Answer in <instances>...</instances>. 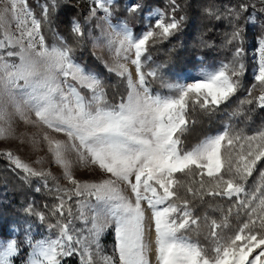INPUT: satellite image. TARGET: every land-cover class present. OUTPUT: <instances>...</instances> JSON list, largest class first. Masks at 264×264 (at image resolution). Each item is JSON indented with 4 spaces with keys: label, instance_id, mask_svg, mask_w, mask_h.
<instances>
[{
    "label": "snow or ice",
    "instance_id": "6c2138e0",
    "mask_svg": "<svg viewBox=\"0 0 264 264\" xmlns=\"http://www.w3.org/2000/svg\"><path fill=\"white\" fill-rule=\"evenodd\" d=\"M92 2L95 6L88 19L102 11L100 19L107 29L97 25L100 36H87L94 48L104 47L112 54V63L105 61L104 66L126 86L118 103L109 102L101 75L77 62L72 44L62 36H58L60 44H46L42 25L53 24L48 4L42 5L37 18L27 0H0V139L13 134L17 117L63 133L67 140L45 133L43 141L72 185L49 187L51 173L34 169L11 151L0 153L24 179L44 178V186L57 201L49 208L56 218L49 229L58 228L57 237L34 240L28 237L29 226L25 236L31 252L25 264H62L73 255L80 257V264H96L97 257L103 264H114L112 257L101 254L99 243L109 227L115 233L119 264H264V171L254 187L247 186L258 163L264 161V130L242 135L228 126L190 147H185L184 140L195 124L192 114L197 109L211 115L242 87L246 29L239 23L240 16L258 5L264 13V0L242 2L239 11L206 7L205 12L215 19L229 18L231 31L225 34L223 47L231 46V58L214 69L202 67L198 78L173 73L175 82L164 74L166 64L145 69L151 60L150 47L182 30L186 16H176L177 0H170L168 13L155 10L154 23L149 16L139 34L126 22L111 23L113 0ZM143 7L139 0H129L127 11L137 13ZM51 8L55 9V0ZM248 19H253L251 13ZM71 31L79 38L77 43L86 38V29L77 20L71 21ZM255 51L256 83L241 104L264 109V36L258 38ZM129 63L135 67V79ZM152 81H159L167 94L154 92ZM257 89L259 95L254 96ZM76 165L98 169L103 176L82 182L73 175ZM73 196L84 198L76 200L75 211L68 204ZM189 196L200 201L209 196L235 198L236 214L243 210L247 219L231 234L224 232L231 208L222 222L211 220L209 252L188 235L198 231L201 221L190 207ZM25 211L42 223L46 219L44 212L31 205ZM73 218L84 223L87 235L74 228ZM16 231L13 238L0 240V264H15L21 254L24 241H18ZM152 233L154 238H149Z\"/></svg>",
    "mask_w": 264,
    "mask_h": 264
},
{
    "label": "trees",
    "instance_id": "16d2710c",
    "mask_svg": "<svg viewBox=\"0 0 264 264\" xmlns=\"http://www.w3.org/2000/svg\"><path fill=\"white\" fill-rule=\"evenodd\" d=\"M139 2L144 6L142 11L130 14L127 11L129 0H116L111 8V18H115L121 23L126 22L134 34H139L145 30L149 23L146 15L149 16L154 10L165 13L171 11L170 0H139ZM242 2L248 3V0H177L180 8L177 10L176 16H186L182 30L169 40L150 47L148 54L151 56V60L147 63L145 70L156 64H166L167 67L163 70L164 74L170 82H175L176 77L172 75L173 73H181L184 77H198V70L202 67L214 69L220 61L230 59L231 51L229 49L231 46L223 47L225 34L231 31L229 18L221 16L220 19H215L205 12V8L214 5L221 12H225L228 8H235L239 11L238 5ZM45 4L50 6L53 18L52 26L42 25L41 31L46 44L50 46L60 44L58 36H62L65 41L72 44L77 62L99 73L105 83L109 102L118 103L121 96L126 94L124 81L114 73L108 72L102 58L94 55L87 36L81 43H77L79 38L71 31V21L73 20L79 21L84 27L82 10L73 5L70 0H55L54 10L51 8L52 0H27L28 7L37 18L41 17L42 5ZM258 7L259 5L257 9L249 7L247 12L241 13L239 20V23L246 29L244 45L246 72L241 78L242 87L227 104L221 105L211 115L205 114L199 109L192 114L195 124L190 126L191 130L184 138L185 147L198 143L206 136L221 132L228 126L231 127L233 133L242 135H253L257 131L264 130V109H260L255 104H241V101L247 97L248 90L256 83L253 77L255 61L250 51L255 47V41L264 36V13L258 11ZM250 13L253 16L252 20L248 19ZM152 89L154 92L159 91L163 94L168 92L167 89L161 87L159 81H152ZM253 95H259V90L254 91ZM233 113L237 114L233 115ZM235 150L239 151L238 148ZM260 171H264V161L258 163L252 177L248 178V187L252 188L259 182ZM204 179L208 178L205 176ZM47 184L51 187L55 183L47 177ZM32 198L34 205L38 204V208L43 205L44 210L48 213L51 205L57 202L55 195L49 193L48 188H42L39 193H34L31 184L28 187L25 185L24 174L12 167L7 159L0 155V218L5 216L11 220L13 214L10 208L5 207V200L18 204L20 208L18 214L21 217L25 212L24 204ZM188 198L191 200L190 196ZM43 200L46 202L45 204H43ZM45 205L49 207L46 208ZM190 207L194 215L201 218V221L198 231L190 232L188 235L193 240L199 241L209 252L212 248V240L209 237L211 220L222 222L228 209L231 208L232 213L228 216L229 227L224 230L225 233L231 234L247 219L243 210H240L239 215L236 214L235 198L228 200L224 197L209 196L205 197L203 201L191 200ZM62 264H80V260L77 255H73L64 259Z\"/></svg>",
    "mask_w": 264,
    "mask_h": 264
},
{
    "label": "rangeland",
    "instance_id": "374dc122",
    "mask_svg": "<svg viewBox=\"0 0 264 264\" xmlns=\"http://www.w3.org/2000/svg\"><path fill=\"white\" fill-rule=\"evenodd\" d=\"M116 0H113V3ZM70 2L76 7L82 10V18L85 21L84 27L86 29V36L88 33H91L92 36H100L101 28L97 27V25H101V27L107 29V25L105 22L100 19L104 13L102 11H97L96 17L88 19L89 11L95 5L92 0H70ZM155 11V10H154ZM154 11L151 12L149 16H152V21L155 20V16L153 15ZM146 15V18L149 17ZM111 23L116 25L121 22L115 18H110ZM154 23V22H153ZM110 31V29H108ZM134 33V32H133ZM140 33V32H139ZM88 38V36H87ZM90 48L92 52L101 57L104 64L107 61L109 64L112 63L113 57L109 51L104 48H94L92 45V41L88 38ZM255 41V46H256ZM251 55L254 58L256 57L255 47L250 51ZM256 63V61H255ZM130 71L132 72L133 79L136 78L135 67L129 63L128 65ZM198 78V77H197ZM185 82H191V80H187ZM31 119L35 120V116L32 115ZM13 134L7 139H0V153L11 151L13 154L19 156L25 163L30 164L36 170H44L48 173H51L49 178H51L54 183H59L61 187L71 188L72 185L68 183L66 179L63 177V169L57 165L51 153L48 151L46 142L43 141V135L47 133L49 136L59 139V140H67V137L63 133H56L50 129H47L40 125H33L30 123H26L23 119L19 117L16 118L13 124ZM74 158V157H73ZM37 161H39L37 163ZM73 175L76 179L80 181H95L102 178L103 174L99 172L98 169H93L85 166L76 165L73 168ZM25 185L27 187L31 184L33 186V192L39 193L42 188H46L45 179L40 177H31L29 179H24ZM124 186L122 185V188ZM40 190L37 191L36 189ZM125 194L131 197V193L129 190L125 188ZM84 199L83 197L77 198L73 196V199L68 201L74 211L76 209V200ZM92 203H94V198H89ZM44 201V200H43ZM33 198L28 200L26 204H24L25 209L28 208L29 205L35 211L44 212L46 219L42 223L35 215H29L26 211L23 216H19L18 204H13L5 200V207L12 211L11 220L7 219L5 216L0 218V240H7L13 238L14 231L10 230V227H14L18 231L15 232V237L18 241H24L21 244V254L15 259V264H25L27 260L28 254L31 252L30 246L27 244V237L25 236L26 230L31 227V231L28 233V237L34 238V240L39 239H47V238H56L58 235V228L49 229V224H55L56 218L52 217L47 211L44 210V206L38 208V204H33ZM46 202L44 201L43 204ZM146 215H150V211L147 209L145 205ZM6 219V220H5ZM73 226L75 229L82 231L84 235H87V231L85 229V225L82 221L73 218ZM154 238V233H152ZM150 238V237H149ZM100 247L102 250V255L112 257L114 264H119L118 253L115 251L116 239L115 233L112 227H109L99 238ZM80 260V257L77 255ZM68 257H65L66 259ZM154 258V257H153ZM63 259V260H64ZM96 264H103L102 260L99 257L96 258Z\"/></svg>",
    "mask_w": 264,
    "mask_h": 264
},
{
    "label": "built area",
    "instance_id": "2783aa9c",
    "mask_svg": "<svg viewBox=\"0 0 264 264\" xmlns=\"http://www.w3.org/2000/svg\"><path fill=\"white\" fill-rule=\"evenodd\" d=\"M10 230L14 231V230H17V229H15L14 227H11V229H10Z\"/></svg>",
    "mask_w": 264,
    "mask_h": 264
},
{
    "label": "bare ground",
    "instance_id": "6f19581e",
    "mask_svg": "<svg viewBox=\"0 0 264 264\" xmlns=\"http://www.w3.org/2000/svg\"><path fill=\"white\" fill-rule=\"evenodd\" d=\"M150 238H153L152 234H150Z\"/></svg>",
    "mask_w": 264,
    "mask_h": 264
}]
</instances>
